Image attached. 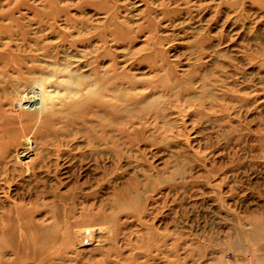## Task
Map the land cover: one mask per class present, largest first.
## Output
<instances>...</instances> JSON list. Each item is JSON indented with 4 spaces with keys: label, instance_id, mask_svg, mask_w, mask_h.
I'll return each instance as SVG.
<instances>
[{
    "label": "rangeland",
    "instance_id": "rangeland-1",
    "mask_svg": "<svg viewBox=\"0 0 264 264\" xmlns=\"http://www.w3.org/2000/svg\"><path fill=\"white\" fill-rule=\"evenodd\" d=\"M251 215L264 0H0V264H57L70 219L102 229L68 247L239 264Z\"/></svg>",
    "mask_w": 264,
    "mask_h": 264
},
{
    "label": "bare ground",
    "instance_id": "bare-ground-1",
    "mask_svg": "<svg viewBox=\"0 0 264 264\" xmlns=\"http://www.w3.org/2000/svg\"><path fill=\"white\" fill-rule=\"evenodd\" d=\"M38 99L39 98L35 94L28 95L25 104H27L29 109L35 111L37 105L39 106ZM99 218L106 219L104 215H100ZM246 222L249 224L248 227H245L242 222L237 225L234 229L235 233L233 234L232 240L228 243V246L236 251L245 252V250H248L252 253L251 259H243L239 264H264V217L251 215L246 219ZM55 225L61 227L60 231L63 235L61 238L62 242L59 244V250L56 253L58 254L59 259L57 264H136V261H132L131 254L126 257H119L121 254L119 248H117L115 254L111 253V247L104 246L103 244L106 238L99 240L100 245L98 246H96V243L94 242H98L97 239L92 240L91 238H88L82 241H85L83 246L78 243L75 248L68 247L72 244V236H74V239L82 240L88 237L89 233H92L94 229L100 231L102 229L101 225L89 228V225H81L71 219L68 220L65 225H62L61 220H57ZM160 238L161 237H158L157 239ZM81 240L79 241L81 242ZM159 248L160 245L157 250Z\"/></svg>",
    "mask_w": 264,
    "mask_h": 264
}]
</instances>
